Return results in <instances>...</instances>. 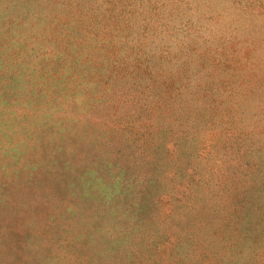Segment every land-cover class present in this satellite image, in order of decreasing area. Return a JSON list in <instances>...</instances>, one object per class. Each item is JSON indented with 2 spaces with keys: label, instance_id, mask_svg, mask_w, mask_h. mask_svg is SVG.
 <instances>
[{
  "label": "rangeland",
  "instance_id": "obj_1",
  "mask_svg": "<svg viewBox=\"0 0 264 264\" xmlns=\"http://www.w3.org/2000/svg\"><path fill=\"white\" fill-rule=\"evenodd\" d=\"M0 264H264V0H0Z\"/></svg>",
  "mask_w": 264,
  "mask_h": 264
}]
</instances>
